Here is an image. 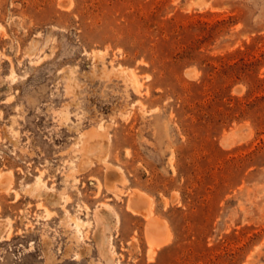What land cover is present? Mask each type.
Wrapping results in <instances>:
<instances>
[{
	"label": "rangeland",
	"instance_id": "rangeland-1",
	"mask_svg": "<svg viewBox=\"0 0 264 264\" xmlns=\"http://www.w3.org/2000/svg\"><path fill=\"white\" fill-rule=\"evenodd\" d=\"M1 175L0 264H264V0H0Z\"/></svg>",
	"mask_w": 264,
	"mask_h": 264
},
{
	"label": "bare ground",
	"instance_id": "bare-ground-1",
	"mask_svg": "<svg viewBox=\"0 0 264 264\" xmlns=\"http://www.w3.org/2000/svg\"><path fill=\"white\" fill-rule=\"evenodd\" d=\"M134 87V86H133ZM92 130V129H91ZM91 130H88L86 131V133H83L84 135H86V139L84 141H82V156L81 158L79 159V163L76 167V170L77 168H86V166L89 164L90 165V162H91V157H93L95 154L98 153V155H96V157L99 156V152L101 151L102 149V146H101V140L103 139V137H101L100 134H98L101 138H97L96 139V136H97V131L96 133L94 132V129L93 131ZM103 132V131H102ZM81 134L80 137H83L84 135ZM104 134V133H103ZM98 136V137H99ZM100 150V151H99ZM104 154V153H103ZM105 155V154H104ZM94 158V157H93ZM73 169V168H72ZM7 175V174H6ZM41 182V176L38 175L36 177V183H40ZM110 183V182H109ZM107 183V184H109ZM10 184H11V181H10V178L9 176H4V175H1L0 177V187H4L5 189H9L10 187ZM112 184V183H111ZM106 185V183H105ZM3 189V188H2ZM134 192L131 193V196L129 195V201H128V208L130 210H132L133 212H136V213H145L144 210H146V205H147V202H146V197L144 196V194L141 192V191H137V190H133ZM150 207V206H149ZM151 213V212H150ZM148 217H150L151 215L148 213L146 214ZM150 215V216H149ZM146 216V217H147ZM74 219V222L73 224L75 225V227L79 230L80 226L86 221L85 220H82L80 219V217H73ZM8 222V221H7ZM154 223V221H152ZM9 224H10V221H9ZM3 226V225H2ZM148 225H146L147 227ZM9 227V226H8ZM148 228V227H147ZM8 233V231H7ZM149 235V246H151V250L154 251L156 250V248L161 245L163 243V236H164V233H162L161 229H160V226L155 223V224H151L149 223V229H148V233ZM99 242L101 244L100 249L104 250L103 252L105 253L107 250L104 249L103 245L105 244V242H107V244L109 245L110 242L109 240L105 237V236H102L100 239H99ZM151 244V245H150ZM106 248V247H105ZM108 254V253H107ZM151 255V253H149ZM47 260L50 259V256L47 255ZM50 261V260H49Z\"/></svg>",
	"mask_w": 264,
	"mask_h": 264
}]
</instances>
